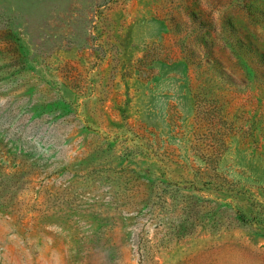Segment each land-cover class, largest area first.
Here are the masks:
<instances>
[{"label": "rangeland", "instance_id": "1", "mask_svg": "<svg viewBox=\"0 0 264 264\" xmlns=\"http://www.w3.org/2000/svg\"><path fill=\"white\" fill-rule=\"evenodd\" d=\"M0 264H264V0H0Z\"/></svg>", "mask_w": 264, "mask_h": 264}, {"label": "trees", "instance_id": "2", "mask_svg": "<svg viewBox=\"0 0 264 264\" xmlns=\"http://www.w3.org/2000/svg\"><path fill=\"white\" fill-rule=\"evenodd\" d=\"M164 183L166 188L164 193H168V198L171 201L168 207H173L174 215L177 212L176 223L168 227V231L165 233L163 241L172 240L174 238L184 237L192 234L199 227H208L212 229H218L223 225H229L233 223L239 226L252 225L253 220L249 219L247 215L240 210L236 205L230 209L229 222H223L219 218V212L213 207L200 206L192 202V196L186 195L181 190H191L196 192L199 188L194 186L193 181L187 187H181L178 183L172 181H160ZM211 186L218 191L231 192L230 188H225L223 184L208 182V184L202 185ZM164 200V199H163Z\"/></svg>", "mask_w": 264, "mask_h": 264}]
</instances>
